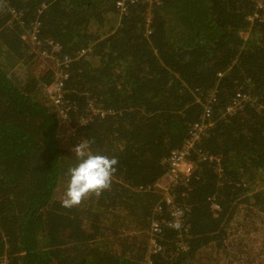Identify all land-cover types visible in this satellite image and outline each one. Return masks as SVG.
<instances>
[{"label":"trees","instance_id":"obj_1","mask_svg":"<svg viewBox=\"0 0 264 264\" xmlns=\"http://www.w3.org/2000/svg\"><path fill=\"white\" fill-rule=\"evenodd\" d=\"M43 54L53 66L68 59L62 126L118 160L111 188L71 209L58 191L75 159L44 92L57 76L14 77ZM194 138L192 174L169 189L184 211L179 233L155 186ZM242 207L264 232V14L254 1L0 0V264H264V244L231 247ZM154 221L165 225L157 236Z\"/></svg>","mask_w":264,"mask_h":264},{"label":"built area","instance_id":"obj_2","mask_svg":"<svg viewBox=\"0 0 264 264\" xmlns=\"http://www.w3.org/2000/svg\"><path fill=\"white\" fill-rule=\"evenodd\" d=\"M254 1V4L256 6L257 12H262L264 14V0H251ZM118 9L120 11L124 10V1H121L118 3ZM254 18H259V16L256 14L254 15ZM34 40V38L32 39ZM39 44H36L38 46ZM60 49L58 47L53 48L54 52L59 51ZM44 58L41 60L44 61L48 58V54H43ZM51 62V60H49ZM68 63V59L65 58L63 60H54V66L52 65V70L55 74V81L52 83L51 86L46 88L44 90L45 95L47 96L49 102L53 107L56 108L59 119L61 122L60 125V131H64L63 129L66 127V124L68 122V112L69 108L67 103L64 101V81L66 80L61 73L62 68L65 67ZM52 64V62H51ZM49 70V71H50ZM239 106V103H236V106L234 109H237ZM101 117H104V113L100 112ZM64 125V126H62ZM66 129V128H65ZM67 131H70L69 137L73 140V146L76 147L78 144L76 143L74 139L73 132L71 130L66 129ZM195 141V138L192 140V143L188 144L186 147H184L181 150L176 151L172 154L171 158L168 161V167H169V177L168 179L164 180L162 183L155 186V188H159L161 192H163L164 200L167 206L171 208L172 214L171 217L173 219L172 223L166 224L174 231H177L179 233H183L185 229L181 228V222L184 216V211L181 208H178L175 204V200L173 195L169 194V189L172 183L182 182L184 180L189 179V177L192 174V166L187 161V156L189 153V150L192 147L193 142ZM165 181H168L167 187L165 186ZM159 211V210H158ZM175 225H179V227H176ZM164 223L154 221L151 224L150 227V234L152 236L160 235L163 228ZM152 245V254L157 255L160 252V248L158 247L156 240L153 239L151 241Z\"/></svg>","mask_w":264,"mask_h":264},{"label":"clouds","instance_id":"obj_3","mask_svg":"<svg viewBox=\"0 0 264 264\" xmlns=\"http://www.w3.org/2000/svg\"><path fill=\"white\" fill-rule=\"evenodd\" d=\"M93 143L85 139L72 149L75 163L63 173L65 180L60 198L61 207L65 209L77 207L91 197L98 198L111 188L118 160L95 152Z\"/></svg>","mask_w":264,"mask_h":264},{"label":"rangeland","instance_id":"obj_4","mask_svg":"<svg viewBox=\"0 0 264 264\" xmlns=\"http://www.w3.org/2000/svg\"><path fill=\"white\" fill-rule=\"evenodd\" d=\"M50 69H52V64L49 60H44V61L39 60L36 64H34L33 67H30L28 70L19 69L18 73H16L14 77L17 81L24 78H30L29 71L32 72L33 76L38 77L39 75H45L47 71H49ZM63 130L64 131H59L57 135L59 145L64 150L72 151L74 146H73V140L69 137L70 132H68L65 128ZM167 183L168 181H165L166 187H167ZM62 189L58 191V196H61ZM244 214H245V208L242 207L240 209V216L238 215L235 221L233 222V224L231 225L229 231L231 247L233 249L242 251V248L241 249L237 248L238 245L255 244L253 247L256 248L258 251H261L260 245L264 244L263 227L261 226V224L255 228L251 227L250 223L245 221ZM232 264H259V263L246 261V259L243 260L240 258L239 263L236 261L233 262Z\"/></svg>","mask_w":264,"mask_h":264}]
</instances>
